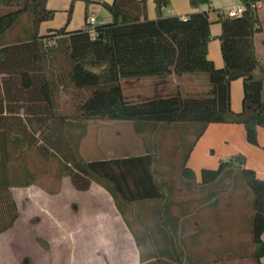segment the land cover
Segmentation results:
<instances>
[{
  "label": "trees",
  "instance_id": "1",
  "mask_svg": "<svg viewBox=\"0 0 264 264\" xmlns=\"http://www.w3.org/2000/svg\"><path fill=\"white\" fill-rule=\"evenodd\" d=\"M237 1L243 14L230 18L210 10V0H189L191 9L206 6L208 11L166 17L163 10L169 0H153L155 19L149 20L145 0H85L81 30L68 33L64 26L40 35V26L55 16L47 8L48 0H0V8L7 9L0 15V234L18 219L9 190L40 184L37 172L28 165L34 153L56 162L57 188L49 194L59 191L64 178L79 192L94 183L110 195L125 220L135 216L139 204H157L153 213L165 234L166 249L147 264H198L184 251L185 235L195 242L199 231L210 232L212 227L207 222L204 227H189L191 221L201 216V209H215L221 195L232 200L241 188L247 212L233 222H246V228L238 231L248 240L238 245L247 243L249 250L232 258L264 264V180L244 167L241 155L220 161L216 170H201L199 181L187 168L192 150L210 124L241 125L251 146H258L257 130L264 127V70L253 46L260 27L257 9L251 8L261 0ZM91 3L101 5L110 22L91 27ZM210 12L216 13L215 23L220 26L222 68L208 59ZM171 67L177 73H205L211 90L199 97L126 101L121 79L165 76L171 74ZM236 80L242 81L238 113L230 106V84ZM65 86L79 99L68 115L58 112L60 89ZM119 121L134 122L135 134L145 143L150 141L145 153L84 161L79 150L89 123ZM171 131L174 150L181 152V183L191 196L201 193L197 204H190L193 199L174 204L173 182L159 171L158 140ZM231 202L226 205L232 208ZM219 228L222 231V225Z\"/></svg>",
  "mask_w": 264,
  "mask_h": 264
},
{
  "label": "rangeland",
  "instance_id": "2",
  "mask_svg": "<svg viewBox=\"0 0 264 264\" xmlns=\"http://www.w3.org/2000/svg\"><path fill=\"white\" fill-rule=\"evenodd\" d=\"M80 2L82 3L83 8L85 0H75L73 4L72 13L75 11L73 21L74 23L76 22L78 26H84L82 9L80 8L76 12V7ZM88 7V13H93L95 17H97L98 24L102 23L103 21L100 13L102 9H105L96 3H91ZM6 12L7 9L0 8V15ZM72 13L71 16H73ZM76 14H78L77 17ZM88 16H90V14ZM210 17L212 22L211 27L215 26L216 13L212 12ZM211 39L213 40V37H211ZM198 76H203L206 78V83L202 82L198 89L207 91L206 87L210 86L208 77L204 74ZM148 84L150 83H147V85ZM186 85L191 88L189 84ZM186 85H184V89L181 90L183 94L188 91ZM121 86L124 90L123 94L126 99L134 102V97L131 96V92L129 91V88L124 85V82H122ZM172 90L175 89L169 87V91L171 92ZM169 91L165 90L162 93L164 95H155V97H164ZM86 93L88 94L87 91ZM145 94L152 97V95L156 93H153L152 88L146 87ZM78 100L79 99L76 97L75 93L70 87L65 86L61 88L58 98V112L63 115L71 114ZM69 103L70 106L73 103V109L68 107ZM259 129L260 128H258V130ZM208 132L210 131H206L200 138L199 145L196 147V149L194 148L195 151L189 157L187 162V168L194 172L197 181L199 180L202 169L216 170L219 166V161L225 159L223 156L230 153L229 144L225 142L226 139L220 135L213 136ZM173 134L174 132L172 131L166 133L164 132L162 135V140H158L157 156L160 162L158 167L159 171L162 173L166 181L173 182L174 204H188L190 199L194 200L193 203L190 202V204H197L199 203L198 200H200V195L198 194L201 193L191 196L186 192L185 187L181 183L179 170L181 152H179L178 149L174 150V147L176 148L177 145L170 139L171 135ZM146 143L149 147L150 141H147ZM146 143L135 134L134 122H97L89 123L88 127L86 128V136L81 141L79 151L80 157L86 162L106 160L111 157L113 159L121 157H133L145 153ZM263 147L264 145H262V149ZM251 157L254 158L255 153H253ZM251 163H254L253 160H251ZM28 165L31 170L37 172V179L40 184L33 185L28 188H13L9 190V195L16 205L18 219L9 230L0 234V264H54L51 263L50 259L52 251L55 250V246H53L51 239L54 234L55 220L57 221L55 215L60 213V207L56 206L55 204H64L63 206H66V209L71 204H74V208L71 206V211H69L72 212V210H74L75 221L77 225L89 223V227H94L93 225L94 223L98 222V218L108 217L106 214L108 213V209L105 208V204H113L110 195L100 186L92 183L86 192H79L74 189L68 178H64L62 180L61 187L57 193L49 194L47 192L48 190L55 191L57 188V183L54 178V174L56 173L57 169L56 162L53 160H43V158L36 157L34 153H30ZM242 199L243 194L241 188H237L235 198L232 200H229L226 195H221L219 202L217 203L219 205L215 207V209L207 206V208L201 209V212H199V215L204 216L206 222L211 225L212 229H218L222 225L221 232L229 239L227 240L226 237H222L223 242H220V250L227 249L230 244H236L238 240H246V242L248 240V236L246 234L240 233V231H238L246 228V222L244 224L238 223L237 225H234L233 222V218H239V216L245 215L247 212ZM229 201H232V208L226 205ZM66 209H64L65 212ZM174 211L177 212L178 209L175 207ZM63 216L64 213L61 212L59 220L61 224L66 227L68 218H64ZM217 222H219L221 225L217 224ZM192 239L190 238L189 240L186 239L184 241V251L191 254L193 261L198 262V250L200 247L198 245L199 239L195 242L192 241ZM216 240L205 242L206 247L209 249H215L219 242L218 239ZM99 243L101 242L83 239L78 240L76 242V246H78L76 247V252L79 254L81 252V249L79 248L84 246L85 249L89 244H91L93 247V253H95L94 251L96 245H99ZM102 243L106 248L115 253L120 242L108 239ZM156 244L158 243L156 242ZM234 250L235 251H233L232 257L244 255L249 249L247 243H241L240 247L238 245V248H235ZM113 258L114 257L105 258L109 261L107 264H114ZM231 260L232 264H254L249 259L235 260L231 258ZM224 262L226 261L221 260L218 262V264H226ZM93 264H98L96 261H94V257Z\"/></svg>",
  "mask_w": 264,
  "mask_h": 264
},
{
  "label": "crops",
  "instance_id": "3",
  "mask_svg": "<svg viewBox=\"0 0 264 264\" xmlns=\"http://www.w3.org/2000/svg\"><path fill=\"white\" fill-rule=\"evenodd\" d=\"M106 3H111L112 0H102ZM147 2V17L149 20L155 19V11L153 0H145ZM211 9L217 10L218 12H224L228 8H235L240 5L237 0H210ZM169 6L163 10V15L166 17L179 16L185 17L194 12L208 11L209 9L206 6H201L198 9H191L189 5V0H169ZM71 0H48L47 8L55 12V17L50 22H45L40 26V35L47 34L48 31L58 30L66 26V32H75L81 30L83 25L78 26L77 23L73 21L74 12L72 13L70 21L67 24L68 10ZM259 6L257 8V16L259 19L260 33H258L253 40L254 54L257 60L259 67L264 70V1L261 0L258 2ZM94 7V6H93ZM76 12L80 8L82 9L83 14V23H84V11L85 4L82 8V3L80 2L76 7ZM89 8V7H88ZM212 12L209 13V16ZM90 16L95 18V24L97 25V17L93 13H89ZM78 14H76V17ZM89 16V17H90ZM100 16L102 18V23L110 22V17L105 10H101ZM211 19V17H210ZM67 24V25H66ZM101 24V23H99ZM213 29V31H212ZM211 37L213 40L208 44V59L213 63L214 67L222 68L223 61L220 54V46L218 36L220 34V26L216 23L215 26L210 27ZM171 74L165 76H151V77H133L127 79H121L120 84L124 82V85L129 88L131 96L134 97L133 101H126L128 103H139L144 101H156L162 98L170 97H199L204 96L211 90L210 86H207V91L199 90L198 87L200 84L206 83V78L203 76H198L201 74L206 75L205 73H177L175 72L174 67L170 69ZM207 76V75H206ZM146 83V84H144ZM147 83H150L147 85ZM186 84H189V88ZM184 85L187 86L185 94L181 90L184 89ZM197 86V88H196ZM152 88L153 93H156L150 97L145 94V88ZM169 87L174 88L175 90L169 91ZM122 88V86H121ZM165 90L167 92L164 97H155L162 96ZM122 92H124L122 88ZM154 96V97H153ZM156 98V99H151ZM241 102H242V81L236 80L230 84V106L231 110L235 113L241 111ZM69 108L73 109V103ZM219 125V126H218ZM209 127V128H208ZM207 127L206 131H210L213 136L220 135L226 139V143L229 144V152L223 157L222 161H228L235 155H241L245 159L244 167L250 170H253L258 179L264 180V151L262 145H264V127L258 130V146H251L246 142L244 129L241 125L237 124H211ZM211 127V128H210ZM213 127V128H212ZM212 129V130H209ZM204 132V133H205ZM203 133V134H204ZM203 136V135H202ZM201 136V137H202ZM200 139L195 145H199ZM192 150L190 156L195 151ZM255 153V157L252 158V154ZM189 156V157H190ZM108 159H113L108 158ZM106 159V160H108ZM253 160L254 163H251ZM220 162V161H219ZM203 170V169H202ZM199 181V180H198ZM60 207V213L55 215L57 221L54 223V234L51 241L55 250L52 251L50 257L51 263L54 264H93L94 261L98 264H107L109 263L108 257H114V264H147L152 261L153 257L158 253L165 251V234L161 228H159V223L157 222L156 217H154L153 209L157 204H139L136 206L138 211H136L135 216L128 217L126 220L121 217L119 212L116 210L114 204H105L107 208L108 217L98 218V222L94 223V227H89V223L78 224L75 221L74 210L71 211V206L74 208V204H71L69 207L63 206L64 204H55ZM66 209V212L65 210ZM70 210V211H69ZM61 212L64 213V218L67 219L66 227L61 224L59 218ZM175 213V212H174ZM177 214V212L175 213ZM62 217V218H63ZM197 225L203 227L206 225V220L203 215L199 216L197 220L191 221L189 227H194ZM200 228V227H199ZM223 235L221 229L214 228L210 232H198L197 240L199 247L198 254V264H218L220 258L226 261V264H232V256L235 248H238V242L236 244H230L227 249L220 250ZM186 239H190L188 235H185ZM89 240V241H98L101 242L99 245H96L95 253H93V247L91 244L84 249L82 246L80 253L76 251V242L78 240ZM108 239L116 240L119 243V247L116 249V252H112L110 249L106 248L103 245V241ZM219 240L217 247L215 249H209L206 247L205 242ZM264 240V235L262 236ZM136 240L142 242V246L139 248L136 246ZM156 242L158 244H156ZM217 242V240H216ZM243 242H246L243 241ZM225 244V243H224ZM159 245V246H158ZM78 249V250H79ZM142 254V260H141ZM111 263V261H110ZM223 264V263H220Z\"/></svg>",
  "mask_w": 264,
  "mask_h": 264
},
{
  "label": "built area",
  "instance_id": "4",
  "mask_svg": "<svg viewBox=\"0 0 264 264\" xmlns=\"http://www.w3.org/2000/svg\"><path fill=\"white\" fill-rule=\"evenodd\" d=\"M258 6H259V3L257 2V3H254L253 5H251V8L257 9ZM243 11H244L243 6L242 5H239V6L235 7V8H228L223 13L226 16L230 17V18H238V17H240L243 14ZM88 24L91 27L94 26V24H95V18L93 16H90L88 18ZM90 33L93 34L92 29H90Z\"/></svg>",
  "mask_w": 264,
  "mask_h": 264
}]
</instances>
